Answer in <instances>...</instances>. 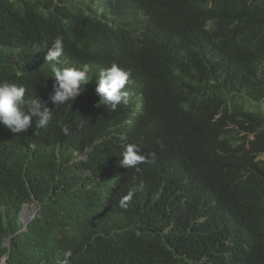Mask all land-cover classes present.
I'll list each match as a JSON object with an SVG mask.
<instances>
[{
	"label": "trees",
	"instance_id": "trees-1",
	"mask_svg": "<svg viewBox=\"0 0 264 264\" xmlns=\"http://www.w3.org/2000/svg\"><path fill=\"white\" fill-rule=\"evenodd\" d=\"M57 37L90 81L44 129L0 125V264H264V0H0V82L48 101Z\"/></svg>",
	"mask_w": 264,
	"mask_h": 264
},
{
	"label": "clouds",
	"instance_id": "clouds-1",
	"mask_svg": "<svg viewBox=\"0 0 264 264\" xmlns=\"http://www.w3.org/2000/svg\"><path fill=\"white\" fill-rule=\"evenodd\" d=\"M42 48L46 53L45 61L51 67L54 81L48 101H44L40 97L26 98V89L23 86L11 82H0V125L5 126L13 134L25 133L33 126V121L36 129L46 128L53 115L52 109L47 104L50 102L55 105V108H59L68 102L73 103L83 93L84 86L90 81L87 74L88 65L84 69L57 67L59 58L64 51V42L61 37L54 38L51 42H44ZM97 77L95 91L100 97L99 105L115 111L118 106L129 103L130 92L126 90V85L130 83L131 77L129 70L113 63L110 67L101 69ZM63 131L67 133L68 128H63ZM120 157L121 167L135 168L137 171H139L138 166L146 160L135 144L123 146ZM142 189L143 184H139L132 189V192ZM125 199L127 197L121 201L122 207L125 206Z\"/></svg>",
	"mask_w": 264,
	"mask_h": 264
},
{
	"label": "rangeland",
	"instance_id": "rangeland-1",
	"mask_svg": "<svg viewBox=\"0 0 264 264\" xmlns=\"http://www.w3.org/2000/svg\"><path fill=\"white\" fill-rule=\"evenodd\" d=\"M34 205L35 204H31L30 206H29V204L27 205H24L23 206V208L21 209V211L19 212V219H20V221L24 224V225H26L25 227L26 228H28V224H29V222L31 221V219L33 218V217H35L36 215H35V208H34ZM32 212H34V214L32 213ZM26 213V214H25ZM25 214V215H24ZM24 218V219H23ZM24 228V227H23ZM25 228V229H26ZM6 242H7V240H6Z\"/></svg>",
	"mask_w": 264,
	"mask_h": 264
},
{
	"label": "water",
	"instance_id": "water-1",
	"mask_svg": "<svg viewBox=\"0 0 264 264\" xmlns=\"http://www.w3.org/2000/svg\"><path fill=\"white\" fill-rule=\"evenodd\" d=\"M27 205H28V204H27ZM34 208H35V215H36V214H38V212H39V208H37L36 205H34ZM33 218H34V217H33ZM33 218H32V219H33ZM32 219H31V220H32ZM25 226H26V225H24V228H22L20 231L25 230V228H26ZM26 229H27V228H26ZM6 240H7L8 245L10 246V245H11V238L9 237V238H7ZM7 257H8V256H5V257H4L3 262H2L1 264H4V263L7 261Z\"/></svg>",
	"mask_w": 264,
	"mask_h": 264
},
{
	"label": "bare ground",
	"instance_id": "bare-ground-1",
	"mask_svg": "<svg viewBox=\"0 0 264 264\" xmlns=\"http://www.w3.org/2000/svg\"><path fill=\"white\" fill-rule=\"evenodd\" d=\"M32 213L34 214V212H32ZM25 214H26V213H25ZM25 214H24V215H25ZM23 219H24V218H23Z\"/></svg>",
	"mask_w": 264,
	"mask_h": 264
}]
</instances>
